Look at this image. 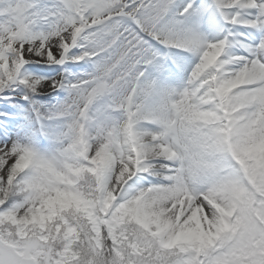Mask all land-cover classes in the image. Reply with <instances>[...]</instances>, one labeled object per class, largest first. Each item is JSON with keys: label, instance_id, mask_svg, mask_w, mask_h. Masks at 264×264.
<instances>
[{"label": "snow or ice", "instance_id": "1", "mask_svg": "<svg viewBox=\"0 0 264 264\" xmlns=\"http://www.w3.org/2000/svg\"><path fill=\"white\" fill-rule=\"evenodd\" d=\"M0 264H264V0H0Z\"/></svg>", "mask_w": 264, "mask_h": 264}]
</instances>
